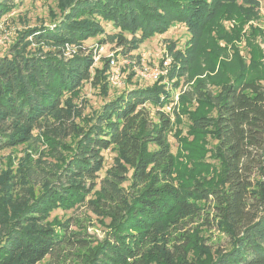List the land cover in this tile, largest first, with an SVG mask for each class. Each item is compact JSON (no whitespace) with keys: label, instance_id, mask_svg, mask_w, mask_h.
Returning <instances> with one entry per match:
<instances>
[{"label":"trees","instance_id":"trees-1","mask_svg":"<svg viewBox=\"0 0 264 264\" xmlns=\"http://www.w3.org/2000/svg\"><path fill=\"white\" fill-rule=\"evenodd\" d=\"M15 1L0 0V20ZM262 1L60 0L62 18L52 28L36 27L31 37L37 44L70 45L76 53L0 57V151L45 138L62 146L70 134L78 139L61 168L42 169L54 180L45 177L39 196L27 188L31 167L0 179V264H38L46 257L50 264H195L188 257L194 224L216 226L230 238L229 248L208 264H264V62L234 59L218 69L220 49L207 35L225 8L257 15ZM175 23L190 34L186 52L170 47L177 63L163 76L183 80L174 88L188 85L175 106L160 78L105 102L83 127L79 121L86 119L71 97L85 83H98L109 64L94 68L95 51L84 43L101 36L100 47L115 44L126 56ZM211 82L221 87L211 90ZM194 102L214 111L194 116L192 130L214 135L217 180L177 178L169 136ZM105 151L116 156L101 177ZM78 206L103 220V241L94 242L79 218L50 220L54 211Z\"/></svg>","mask_w":264,"mask_h":264},{"label":"rangeland","instance_id":"rangeland-1","mask_svg":"<svg viewBox=\"0 0 264 264\" xmlns=\"http://www.w3.org/2000/svg\"><path fill=\"white\" fill-rule=\"evenodd\" d=\"M258 13L252 15L243 10L242 7H227L209 26L207 35L215 40L213 43L220 49L219 52H216L217 57L215 59L218 69L224 64L231 63L234 59L250 63L255 58L264 62V0L261 2ZM64 14L65 11L60 6V0H16L13 10L0 20V57L15 52L31 55L50 51L54 53L60 50L68 56L71 47L59 48L51 45V43L37 44L31 37V32L36 27L52 28ZM104 25L108 32L114 31L111 25ZM101 38L99 36L90 39L83 46L87 50L99 52L100 60L94 65V68L100 70L103 69V64L107 59H110L111 55L119 56L116 59H121L120 56H122L121 50H117L115 44H105L100 48ZM189 40L190 34L186 27L180 23H175L166 33L155 34L140 44L137 50L133 52L135 55L143 52L153 53L155 56L153 60L156 59L164 71L161 81L156 82L163 84L174 95L175 102L171 107L175 106L181 91L188 89V85L180 84L178 88H174L172 83L174 81L182 83L181 78L173 81L169 80L168 77L163 78L177 63L175 58L171 56L169 49L175 45L177 49L186 52L190 44ZM122 69L123 72L127 70L126 68ZM108 75L107 69L98 83L94 84L96 80L85 83L80 94L71 97L74 105L81 109L82 117L86 119V122L79 121V123H83V127L89 125V121L95 112L105 102L129 89L140 86L146 87L156 83H147L135 76L129 78L128 74H125L123 76L124 85L112 87ZM226 75L231 77L230 72ZM220 87L221 84L217 82L210 84V89L214 91ZM203 113L213 115L214 111L209 110L208 107H204L199 102L189 103L186 111L182 112L180 120L175 121L173 132L169 136L172 153L178 164L177 178L183 182L195 179L213 181L217 180L219 176L220 167L213 158L214 135L211 132L200 134L192 130V118ZM77 140L70 134L64 140L62 139V142L65 143L62 146L55 145L54 141L45 138L36 145L23 144L0 151V179H3L8 172H10L8 177L22 175V172L26 173L28 167H31L33 177L27 188L31 186L35 197L39 196L45 191L43 187L45 177H48L47 181L54 180L53 175L42 169L56 172L58 167L61 168V158H67L70 151L74 149ZM115 156L113 151L104 152L105 168L101 172V177L105 176V171L113 165ZM3 203H5V199L0 192V207H3ZM70 217L80 219L82 225L87 227V233L94 242H101L107 237L108 229L103 220H97L96 216L92 215L85 206H78L69 211H54L50 220L56 218L65 221ZM198 227L199 229H197ZM72 229H77V227L73 226ZM191 235L194 247L189 250L188 257L195 264H208V261L215 257L219 250L224 251L230 246V238L216 226L205 228L194 224ZM50 262L51 258L46 257L38 264H50Z\"/></svg>","mask_w":264,"mask_h":264},{"label":"built area","instance_id":"built-area-1","mask_svg":"<svg viewBox=\"0 0 264 264\" xmlns=\"http://www.w3.org/2000/svg\"><path fill=\"white\" fill-rule=\"evenodd\" d=\"M66 47H71L69 48L70 52L67 54L68 56L77 52L75 47L70 45H67ZM100 48H102V46ZM113 55H111L108 64V77L112 87L123 86V76L125 74H128V76L134 75L136 78L147 83L158 81L164 74V71L156 62V59L153 60V58H155L153 53L143 52L135 55L132 52L126 56H120L121 59H116V57L119 56L114 57ZM99 60V52L97 51L94 54V65L97 64ZM122 68H126V72H123Z\"/></svg>","mask_w":264,"mask_h":264}]
</instances>
